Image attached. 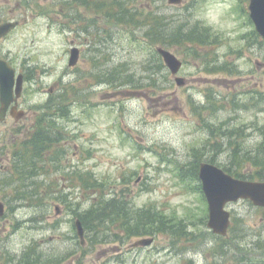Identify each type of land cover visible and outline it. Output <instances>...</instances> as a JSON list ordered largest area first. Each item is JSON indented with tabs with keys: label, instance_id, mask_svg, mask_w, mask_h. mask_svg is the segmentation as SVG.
I'll use <instances>...</instances> for the list:
<instances>
[{
	"label": "rangeland",
	"instance_id": "374dc122",
	"mask_svg": "<svg viewBox=\"0 0 264 264\" xmlns=\"http://www.w3.org/2000/svg\"><path fill=\"white\" fill-rule=\"evenodd\" d=\"M138 1L143 13L166 16L174 25L197 21L203 30H209L211 37L205 43L194 42L192 47L188 44L191 42L181 39L167 47L183 61L179 76L186 79L184 86H177L167 69H157L156 79L162 90L156 89V94H152V88L136 92L124 88L116 89L118 95H110L112 87L95 85L94 81L121 63L128 66L127 71L147 77L149 73L143 71L145 61L155 57L147 46L143 51L139 49L136 36H131L127 28L122 29V34L117 31L112 45L103 42L99 51L95 48L86 52L88 63L82 62L75 74H68L66 39L71 36L55 22L68 19L69 23L74 16L72 26L80 36L77 30L88 17L80 0H0L3 17L21 22L1 41L0 49L12 58L18 71L31 78L22 99L27 117L16 121L8 116L5 123H0V200L6 212L9 210L0 220V264H17L18 260L11 259L14 257H22L29 264H69L65 259L72 258L70 252L81 248L73 228L74 211L61 204L63 195L56 193L54 197L60 198L39 205L12 201L14 187L8 186L6 172L10 148L5 145L10 146L13 138L16 143L22 142L23 129L31 126L36 112L47 110V103L63 94L69 98L70 93H64L69 80L76 89L75 95L71 94L76 102L72 117L58 120L60 130L66 134L62 138L66 156L59 152L56 162L70 161L71 166H57L59 170L50 167L48 181L59 179L62 194L74 197L73 210L82 212L90 206L91 199L67 175L90 171L109 185L108 193L114 195L117 190L115 194L120 196L121 188L127 187L125 195L135 208L153 206L175 217L176 223L183 219L187 226V231L179 233L182 238L178 241L172 240L168 231L156 235L152 245L130 251V245L142 237L134 236L116 248L110 243L96 244L87 251L85 259L89 263L233 264L237 260V264H248L239 258H264V209L249 201L228 205L233 228L231 236L222 239L207 227V202L187 174L195 154H207L203 156L207 161L217 154L214 161L221 166H231L236 149L252 154L251 165L257 158L264 159V45L248 17L249 0H184L179 6H171L167 0ZM60 80L64 90L45 93ZM209 91L217 102L225 103L224 109L208 105ZM51 95L54 96L50 98ZM64 103L65 99H55L56 113ZM210 122L218 141L211 139ZM210 140L213 144L221 142L223 151L209 146ZM64 171L68 172L66 178ZM120 248L123 253L116 255ZM33 250L37 258L32 260ZM124 259L127 262L121 261Z\"/></svg>",
	"mask_w": 264,
	"mask_h": 264
},
{
	"label": "trees",
	"instance_id": "16d2710c",
	"mask_svg": "<svg viewBox=\"0 0 264 264\" xmlns=\"http://www.w3.org/2000/svg\"><path fill=\"white\" fill-rule=\"evenodd\" d=\"M80 1H82V4L85 5L88 10L94 11L97 15L102 16L103 20L108 24L127 28L128 31L137 36L136 39L138 41L144 44H150V46L157 43L170 46L182 39L187 41V43L191 42L188 44L193 47L196 45L194 42L205 43L207 42L206 40L211 37L208 33L209 30H203V27H201L198 22H183L174 25L169 22L165 16L159 14L155 15L153 12L143 13L142 10L139 9L140 2L138 0ZM104 31L106 38L111 36V33H108L106 29ZM118 31L122 34L120 28ZM215 61L216 60H214V63ZM209 63L212 65L211 62ZM153 65L154 64H152L153 71L151 74L156 72ZM121 66H123L124 69L119 68ZM161 66H163L162 63L159 64L158 67L161 68ZM127 67L128 66L124 64H120L118 67H115L113 71L106 72L103 75V81L117 83L118 85L136 82V85L134 86L136 89L148 88L145 87V85H149L151 88L160 87L152 77V82L141 85L139 82L141 78L138 73L127 71L129 70ZM261 96L262 99H264V94ZM207 101L210 107H214V104L216 105L214 109L225 108V103L217 102L212 93L207 94ZM49 127L50 126L47 128ZM262 129L264 136V127ZM50 131L51 130L46 132L42 131L40 134H37L34 138L27 140L25 143L27 145H38L41 148L45 144V140L51 139V135L49 134ZM208 131H210L211 139L218 141L217 132H214L212 125H210ZM211 144L212 146H215L216 151H223L224 146L221 142L213 144L210 140L209 146H211ZM262 146L264 147V142ZM195 155L196 160L192 162L190 177L196 183L198 179L199 159L207 154ZM232 155L235 157L234 160H232L231 166H222L228 173L239 178L264 180V159L257 158L254 162L255 165H251V153L236 149ZM255 156L258 157V153ZM217 157L218 155L215 154L211 156V158H208V160L215 163L214 160ZM32 170H34V168H32ZM87 186L90 191L89 198L92 203L83 212L78 213V215L85 228L90 231L91 234L96 236L93 238V241H107L110 239L114 242L121 240L128 241L134 236H155L166 234L164 232L168 231L173 236L172 240L178 241L182 238L179 233L187 231L186 222L183 219H179L178 223H176L175 217L166 216L162 212L155 210L153 207H149L148 209L134 208L124 197L119 199L113 194L110 196L111 193H108L107 195L105 191L109 185L93 175L92 172H88ZM31 255H34L33 251L31 252Z\"/></svg>",
	"mask_w": 264,
	"mask_h": 264
},
{
	"label": "water",
	"instance_id": "95a60500",
	"mask_svg": "<svg viewBox=\"0 0 264 264\" xmlns=\"http://www.w3.org/2000/svg\"><path fill=\"white\" fill-rule=\"evenodd\" d=\"M181 1L169 0L170 3H180ZM249 7L250 15L256 23L257 30L264 38V0H251ZM17 25V21L2 24L0 19V38L7 35ZM158 51L164 57L172 73L176 75L182 67V62L167 50L159 48ZM176 81L180 86L185 83L181 77H176ZM22 87L23 75L16 78V70L6 61L0 60V96L3 104L0 109V119L5 117L11 103L17 101V97L22 93ZM199 176L209 204L208 226L214 233L221 235L227 233L230 225V212L225 207L229 202L249 199L256 206L264 207V182L236 179L218 166L210 163L201 164ZM3 208L0 203V214L3 213ZM77 226L79 234L82 236L83 228L80 221H77ZM152 242L153 239L149 238L139 241L138 244L149 245Z\"/></svg>",
	"mask_w": 264,
	"mask_h": 264
},
{
	"label": "flooded vegetation",
	"instance_id": "af4514ba",
	"mask_svg": "<svg viewBox=\"0 0 264 264\" xmlns=\"http://www.w3.org/2000/svg\"><path fill=\"white\" fill-rule=\"evenodd\" d=\"M68 41H69V44H70L69 49H68V51L66 53L68 58L70 56L71 49L73 47H76L77 46L79 48V50H80L79 59H78L77 65L74 66V67H72V66H69L68 67V70H69L68 71V74H71V73H75L79 67H82L81 66L82 62L83 63H86L87 62V60L85 58V48H84V45L87 43V39L78 40V39L70 38V39H68ZM0 52H1L0 53V58L7 59L6 54L5 53H2L1 49H0ZM60 83L61 82H57L55 85H53L54 91L56 89L55 87H58ZM0 253H2L1 250H0ZM17 260H18V263L17 264H20V263L25 264L26 263L23 259H17Z\"/></svg>",
	"mask_w": 264,
	"mask_h": 264
},
{
	"label": "bare ground",
	"instance_id": "6f19581e",
	"mask_svg": "<svg viewBox=\"0 0 264 264\" xmlns=\"http://www.w3.org/2000/svg\"><path fill=\"white\" fill-rule=\"evenodd\" d=\"M59 167H63V166L61 165V166H59ZM57 170H59V168H58Z\"/></svg>",
	"mask_w": 264,
	"mask_h": 264
}]
</instances>
